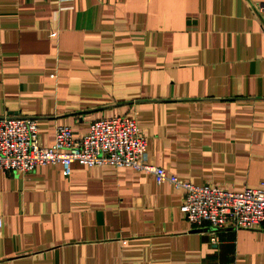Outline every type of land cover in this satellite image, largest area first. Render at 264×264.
Returning <instances> with one entry per match:
<instances>
[{
    "label": "crops",
    "instance_id": "1",
    "mask_svg": "<svg viewBox=\"0 0 264 264\" xmlns=\"http://www.w3.org/2000/svg\"><path fill=\"white\" fill-rule=\"evenodd\" d=\"M264 0H0V117L73 138L134 117L147 163L194 186L264 183ZM52 76H54L52 78ZM130 169L0 173V264H264V229L202 232Z\"/></svg>",
    "mask_w": 264,
    "mask_h": 264
},
{
    "label": "built area",
    "instance_id": "2",
    "mask_svg": "<svg viewBox=\"0 0 264 264\" xmlns=\"http://www.w3.org/2000/svg\"><path fill=\"white\" fill-rule=\"evenodd\" d=\"M259 10L264 11V5ZM146 150V140L134 117L94 121L79 139L73 138L69 127L58 126L48 148L39 144L36 118L0 117V173L4 175L24 176L39 166L59 164L62 175L69 177L73 163L87 168L130 169L152 176L157 186L167 184L184 193L180 211L197 230L216 233L225 229H264V183L260 188H245L242 192L194 186L163 168L149 165Z\"/></svg>",
    "mask_w": 264,
    "mask_h": 264
}]
</instances>
